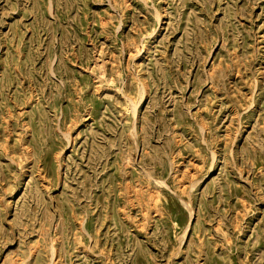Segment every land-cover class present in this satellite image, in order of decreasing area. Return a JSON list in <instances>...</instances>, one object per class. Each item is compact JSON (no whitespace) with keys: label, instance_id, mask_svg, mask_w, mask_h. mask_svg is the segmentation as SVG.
Segmentation results:
<instances>
[{"label":"rangeland","instance_id":"374dc122","mask_svg":"<svg viewBox=\"0 0 264 264\" xmlns=\"http://www.w3.org/2000/svg\"><path fill=\"white\" fill-rule=\"evenodd\" d=\"M16 258L264 264V0H0Z\"/></svg>","mask_w":264,"mask_h":264},{"label":"bare ground","instance_id":"6f19581e","mask_svg":"<svg viewBox=\"0 0 264 264\" xmlns=\"http://www.w3.org/2000/svg\"><path fill=\"white\" fill-rule=\"evenodd\" d=\"M134 103V102H133ZM134 107V106H133ZM136 110V109H135ZM52 256L55 255V259L58 256V248L55 244L51 246ZM10 264H24L23 259L16 258L10 262Z\"/></svg>","mask_w":264,"mask_h":264}]
</instances>
